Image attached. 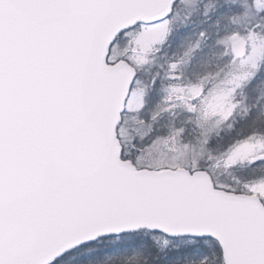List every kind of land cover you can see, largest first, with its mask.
I'll return each mask as SVG.
<instances>
[{
  "label": "snow or ice",
  "instance_id": "6c2138e0",
  "mask_svg": "<svg viewBox=\"0 0 264 264\" xmlns=\"http://www.w3.org/2000/svg\"><path fill=\"white\" fill-rule=\"evenodd\" d=\"M0 264H264V0H0Z\"/></svg>",
  "mask_w": 264,
  "mask_h": 264
}]
</instances>
